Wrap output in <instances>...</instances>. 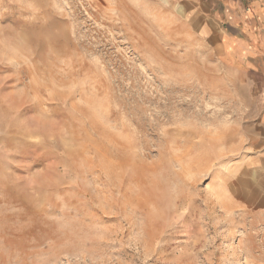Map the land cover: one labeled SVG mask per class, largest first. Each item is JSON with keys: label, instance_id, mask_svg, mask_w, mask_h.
<instances>
[{"label": "rangeland", "instance_id": "1", "mask_svg": "<svg viewBox=\"0 0 264 264\" xmlns=\"http://www.w3.org/2000/svg\"><path fill=\"white\" fill-rule=\"evenodd\" d=\"M184 12L0 0V264H264V103Z\"/></svg>", "mask_w": 264, "mask_h": 264}, {"label": "crops", "instance_id": "2", "mask_svg": "<svg viewBox=\"0 0 264 264\" xmlns=\"http://www.w3.org/2000/svg\"><path fill=\"white\" fill-rule=\"evenodd\" d=\"M160 1L177 14L182 7L190 17V29L195 36L222 63L231 60L245 71L248 79L254 80L258 100L264 103V0ZM259 124L264 139V107Z\"/></svg>", "mask_w": 264, "mask_h": 264}]
</instances>
